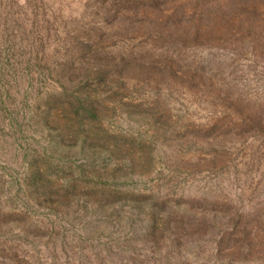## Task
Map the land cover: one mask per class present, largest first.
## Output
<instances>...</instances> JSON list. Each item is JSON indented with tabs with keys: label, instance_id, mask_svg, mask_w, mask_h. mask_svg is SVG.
<instances>
[{
	"label": "rangeland",
	"instance_id": "obj_1",
	"mask_svg": "<svg viewBox=\"0 0 264 264\" xmlns=\"http://www.w3.org/2000/svg\"><path fill=\"white\" fill-rule=\"evenodd\" d=\"M0 264H264V0H0Z\"/></svg>",
	"mask_w": 264,
	"mask_h": 264
}]
</instances>
